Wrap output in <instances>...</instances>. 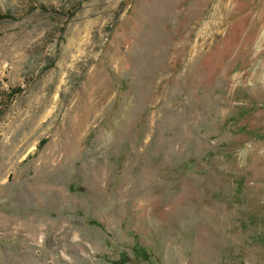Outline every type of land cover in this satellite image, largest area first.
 I'll list each match as a JSON object with an SVG mask.
<instances>
[{
	"label": "rangeland",
	"instance_id": "1",
	"mask_svg": "<svg viewBox=\"0 0 264 264\" xmlns=\"http://www.w3.org/2000/svg\"><path fill=\"white\" fill-rule=\"evenodd\" d=\"M0 264H264V0H0Z\"/></svg>",
	"mask_w": 264,
	"mask_h": 264
},
{
	"label": "trees",
	"instance_id": "2",
	"mask_svg": "<svg viewBox=\"0 0 264 264\" xmlns=\"http://www.w3.org/2000/svg\"><path fill=\"white\" fill-rule=\"evenodd\" d=\"M8 17H9L8 15L0 16V19H6V18H8Z\"/></svg>",
	"mask_w": 264,
	"mask_h": 264
}]
</instances>
